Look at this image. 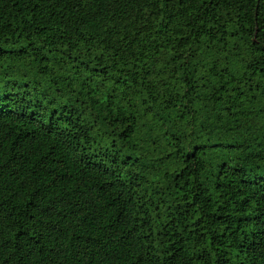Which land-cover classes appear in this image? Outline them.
<instances>
[{"label":"trees","instance_id":"trees-1","mask_svg":"<svg viewBox=\"0 0 264 264\" xmlns=\"http://www.w3.org/2000/svg\"><path fill=\"white\" fill-rule=\"evenodd\" d=\"M0 264H264V0H0Z\"/></svg>","mask_w":264,"mask_h":264}]
</instances>
